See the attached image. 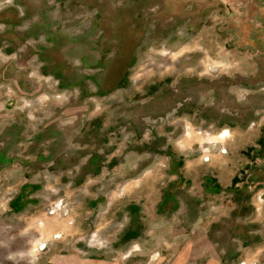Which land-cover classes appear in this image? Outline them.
<instances>
[{"label": "rangeland", "instance_id": "obj_1", "mask_svg": "<svg viewBox=\"0 0 264 264\" xmlns=\"http://www.w3.org/2000/svg\"><path fill=\"white\" fill-rule=\"evenodd\" d=\"M242 261L264 0H0V264Z\"/></svg>", "mask_w": 264, "mask_h": 264}, {"label": "built area", "instance_id": "obj_2", "mask_svg": "<svg viewBox=\"0 0 264 264\" xmlns=\"http://www.w3.org/2000/svg\"><path fill=\"white\" fill-rule=\"evenodd\" d=\"M202 160H203V162L206 161V159H202ZM240 264H246V263H245V261H242V262H240Z\"/></svg>", "mask_w": 264, "mask_h": 264}]
</instances>
